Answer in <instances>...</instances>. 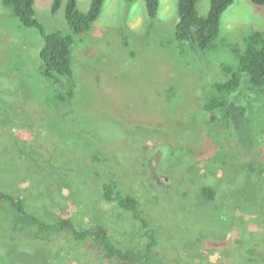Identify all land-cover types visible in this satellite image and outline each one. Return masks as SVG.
Segmentation results:
<instances>
[{
    "label": "rangeland",
    "instance_id": "1",
    "mask_svg": "<svg viewBox=\"0 0 264 264\" xmlns=\"http://www.w3.org/2000/svg\"><path fill=\"white\" fill-rule=\"evenodd\" d=\"M53 1L35 0L36 18L46 33L70 35L66 0L55 15ZM89 3L77 0L78 9L86 12ZM176 5L160 0L151 20L144 0H106L89 33L74 37L76 107H64L49 99L50 86L57 85L43 75L39 34L21 27L0 0V190L19 196L43 220L98 224L117 246L140 247V224L104 203L101 183L90 181L98 170L105 181L106 165L93 161L89 138L107 153L120 190L139 201L158 232L157 248L172 252L167 264H264V258L239 256L241 248L264 251V176L244 165L252 148L264 153V94L243 78L234 96L246 107L245 125L254 136L249 149L242 141L247 152L239 142L226 147L224 124L201 110L208 92L202 88L225 80L221 67L235 70V52H244L246 37L264 29V7L235 0L221 18L214 47L196 56L182 53L174 40ZM208 10L209 0H200L198 13ZM50 109L59 115L66 109V117ZM49 133L64 139L47 144ZM202 186L215 190L214 200L201 202ZM3 241L0 256L9 251ZM19 250L30 264H105L85 247Z\"/></svg>",
    "mask_w": 264,
    "mask_h": 264
},
{
    "label": "trees",
    "instance_id": "2",
    "mask_svg": "<svg viewBox=\"0 0 264 264\" xmlns=\"http://www.w3.org/2000/svg\"><path fill=\"white\" fill-rule=\"evenodd\" d=\"M105 1L90 0L87 11L81 12L78 9L77 0H66L64 17L70 35H64L59 31L45 32L36 18L35 0H2L3 6L10 10L12 17L18 21L21 27L35 29L41 38L38 58L41 62L43 75L50 84L57 85L56 88L50 86L49 99L53 104L76 107L78 82L72 68L74 37L89 33L91 26L100 17ZM125 1L134 3L137 0ZM159 1L144 0L147 17L151 20L156 17ZM199 1L176 0L177 23L174 28V40L182 47V53L189 52L196 56L206 54L214 47V42L220 31L221 18L235 2V0H209V10L205 16H201L197 11ZM250 1L253 5L264 7V0ZM62 4L63 0L53 1L52 15L58 13ZM245 43L244 52H235L238 59L236 69L222 66L225 80L214 82L208 89L202 88L203 91L208 90V92H206L201 110L206 117L209 116V121L224 124L226 147L235 146L233 144L239 142V145L247 152L242 141L247 140L249 149L253 146L254 136L245 125L250 124L247 119V109L237 104L238 95L234 96L238 93L243 78L250 89L259 90L264 94V29L250 33L246 37ZM50 112L60 119H64L67 114L66 109L62 115L55 114L51 109ZM42 118L45 119V116L42 115ZM73 123L76 124L75 121L66 122L64 127L68 128ZM47 127L49 124H45L44 129L46 130ZM49 134L48 138L44 140L47 144L64 139V137H56L54 133ZM85 146L90 151L94 162H102L106 165L105 181H101L103 176H100L99 170V175L90 180L101 183L100 199L104 203L113 204L117 209L127 213L134 222L140 224V230H142L140 238L143 240V244L140 247L121 248L112 241L108 229L98 224L79 226L67 218H58L48 222L39 215L30 212L19 196L0 190V239L4 240L5 246L9 247L8 253L0 256V264H23L22 260L26 264H30L26 261L27 257L19 252L21 245L34 250L45 249L49 252L53 249H67L72 252L73 249L85 247L97 254L105 264H167L165 260L172 258L171 251L161 253L157 248L158 232L143 217L139 201L118 187L116 172L110 166L107 153H104L101 147L95 146L89 138H86ZM101 153L103 160L99 161ZM247 154L250 159L244 162L245 171L257 173L263 177L264 153L258 155L256 148H252ZM237 159L239 160V157ZM83 167L91 169L84 165ZM200 192V200L203 203L215 199V190L210 186H202ZM157 250L160 253L156 252ZM239 256L249 261L261 259L264 258V251L241 248ZM176 263L178 262L176 261Z\"/></svg>",
    "mask_w": 264,
    "mask_h": 264
}]
</instances>
